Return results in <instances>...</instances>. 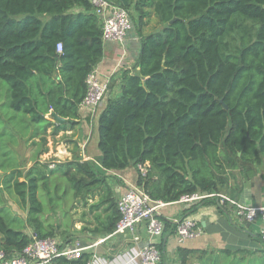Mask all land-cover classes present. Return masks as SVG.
Here are the masks:
<instances>
[{
	"label": "trees",
	"instance_id": "1",
	"mask_svg": "<svg viewBox=\"0 0 264 264\" xmlns=\"http://www.w3.org/2000/svg\"><path fill=\"white\" fill-rule=\"evenodd\" d=\"M125 7L138 14L137 72L123 70L121 95L99 115L102 155L80 161L78 142L68 139L71 159L56 162L40 158L49 152L47 133L80 122L87 78L104 56L100 20L89 0H0V117L22 114L21 138L30 131L28 147L37 145L33 165L4 176L1 191L19 199L37 238H56L76 223L112 233L120 213L111 170L148 164L146 175L138 168L137 185L165 203L211 192L238 202L264 164V0H127ZM153 17L158 27L146 32ZM51 112L67 122H54ZM7 210L0 208V250L21 252L32 235ZM161 218L163 235L175 233ZM156 244L163 257L164 240ZM178 253L186 262L193 251ZM221 254L231 264H264V249L200 251L198 259L223 264ZM92 255L52 264H87Z\"/></svg>",
	"mask_w": 264,
	"mask_h": 264
},
{
	"label": "crops",
	"instance_id": "2",
	"mask_svg": "<svg viewBox=\"0 0 264 264\" xmlns=\"http://www.w3.org/2000/svg\"><path fill=\"white\" fill-rule=\"evenodd\" d=\"M136 36V39L130 37L127 38L124 43L110 42L105 44L104 56L96 65L95 70H97L99 76L104 80H106L108 76L112 78L110 91L101 105L102 107H100L97 112H92L90 109L80 106L79 113L81 119L79 124L73 129L68 127L66 130H62L56 135H53L50 132V135L55 137L60 136L61 133L68 134V137L66 136L63 144H61L63 149L60 148L58 152L53 151L51 144L48 142L50 154L52 152L54 153V161L59 162L71 159V149L73 148V145L67 143L68 139H73L78 142L80 161L97 160L101 157L102 152L98 145V118L100 113L104 110L107 101L121 95L123 70L133 68V72H137L134 70V66L137 63L140 51V39L138 34ZM138 171L139 170L136 166L130 165L124 169L111 170L108 172L107 179L114 189L115 198L117 200H119L121 195L126 193L132 185L137 184L139 177ZM21 180H23V178ZM238 202L245 205H264V164L258 166L257 175L251 181L244 183L243 191ZM219 203L220 201L216 200V202L212 201L205 205L201 204L191 214L186 213V209H188L187 205L179 201L167 204L161 208V215L164 218L174 220L180 219L184 216H191L197 220L199 229L202 230V233L198 237L186 239L183 242H178L176 234L170 232L165 235L150 236L154 243H160L164 240L163 247L165 253L163 257L166 264H192V256L195 254L196 256L199 255L200 251L214 252L222 249H264V246L261 247V244L264 243V241H262L263 239L260 235L262 221L259 219L256 222H246L235 214V206L232 203L229 201L224 202L223 205H220ZM17 204L23 213L22 215L17 214L16 212L13 215L10 209L6 212L10 214L8 216L16 219L19 227L22 228L23 231L30 235L29 231L31 227L26 221L27 211L22 208L18 201ZM224 205L228 208V211H223L220 207ZM2 207L6 208L3 203H0V208ZM78 224L82 225V223H76L68 232L60 234L56 236V238L61 241L68 240L70 242L81 239L84 242L91 243L103 235L101 233L97 234L90 233L89 231H79L77 229L81 226ZM139 233L143 234L146 240L149 239L148 234H146L144 229H139ZM125 247L122 239L112 238L88 251L97 254L98 257H101L106 261H109L113 260L115 257H119ZM179 248H186L193 251V253H189V258L186 262H182L179 258ZM194 260L197 261L195 264H202L200 259Z\"/></svg>",
	"mask_w": 264,
	"mask_h": 264
},
{
	"label": "built area",
	"instance_id": "3",
	"mask_svg": "<svg viewBox=\"0 0 264 264\" xmlns=\"http://www.w3.org/2000/svg\"><path fill=\"white\" fill-rule=\"evenodd\" d=\"M89 1L93 6L92 12L101 23L104 46L110 42L124 43L129 38L130 32L133 29L136 30L133 15L121 0ZM62 50V44L59 43L58 51L62 52ZM111 79L110 76L106 80L102 79L94 69L87 78L88 90L81 106L95 112L103 104L110 90ZM148 166V164L138 166L143 175H146ZM214 197L219 198L220 205L226 201L232 203L235 206V214L246 222H256L260 219L262 221L260 235L264 240V205H245L216 192L186 195L179 202L189 208L203 199ZM167 204L170 203L153 199L137 184L132 185L118 200L120 219L112 233L103 234L91 243L81 240L65 242L58 238L40 239L32 234L31 242L21 252L7 253L0 250V264H52L55 258L61 256L67 260H76L85 251L112 238L123 240L126 247L121 255L106 261L97 254H93L87 264H166L161 250L150 236L163 235L165 222L161 218V208ZM171 221L176 225L175 234L178 242L196 238L202 233L197 220L191 216ZM139 229H144L148 234V240L139 233Z\"/></svg>",
	"mask_w": 264,
	"mask_h": 264
},
{
	"label": "rangeland",
	"instance_id": "4",
	"mask_svg": "<svg viewBox=\"0 0 264 264\" xmlns=\"http://www.w3.org/2000/svg\"><path fill=\"white\" fill-rule=\"evenodd\" d=\"M129 11L133 15V17H135V22L137 23L138 14L136 13V11L134 10L133 7L129 8ZM154 27H158V23H157V20L155 17H153L151 22L149 23V25L146 26L145 31L147 32ZM128 37L136 39L137 38L136 30L133 29L130 32ZM109 91H108V93H109ZM108 93H107V95H108ZM105 99H106V97H105ZM100 107H102V106H100ZM100 107L98 109H100ZM97 110L95 112H97ZM21 116H22V114H18L16 117L13 116V114H10L9 116H7V117H9V119H7L5 117H0V195L2 196V199L4 200L3 204L5 205V207L8 210L9 209L11 210V213L13 215L15 212L17 214H20V215H22L23 213L21 212V210L18 207V204H17L18 198L16 199V196L13 193H10L8 191L7 192L1 191L4 189V185H3L4 176H6L7 174H10L16 168H20L24 171L28 170L33 165V161L35 159L34 158L35 155L33 157V154H34V152L36 153V146H37V145H35V146L28 147V145L30 144V141H31V139H30L31 132L30 131L27 132V136H25L24 138H21L22 135L24 134V130L25 129L28 130V128L23 127L22 124H26V122L21 121V119H23ZM53 121L57 122L55 120H53ZM13 125H15L19 128V132L17 131V129H15L13 127ZM50 132H51V129L47 133L48 142L51 144L52 150L55 152L56 151L58 152L60 150V148L63 149V146L61 144H63V141H64V139H66V136L68 134L67 133H63V134L61 133L60 136L55 137V136H51ZM61 136H63V137H61ZM36 140H38V137H36ZM56 154H58V153H56ZM53 157H54V153L52 152L50 154V152H49L47 154L42 155L40 158L43 161H50L53 159ZM1 184L3 186H1ZM3 200H0V202H3ZM18 201H19V199H18ZM68 208H70V206ZM78 225H80L81 227L77 230L81 231L82 225L81 224H78ZM29 232H30V235H32L31 229ZM77 238H80V237H77ZM79 240H81V239H79ZM64 241L69 242L68 240H64ZM263 246H264V243L261 244V247H263ZM221 256H222L221 261L223 262V264L235 263L234 260H228L224 254L223 255L221 254ZM194 259L198 260V255L196 256V254H195L192 256V264H195V262H197ZM216 261H217V259L214 258L212 263L214 264V263H216Z\"/></svg>",
	"mask_w": 264,
	"mask_h": 264
},
{
	"label": "water",
	"instance_id": "5",
	"mask_svg": "<svg viewBox=\"0 0 264 264\" xmlns=\"http://www.w3.org/2000/svg\"><path fill=\"white\" fill-rule=\"evenodd\" d=\"M125 5H127V0H121ZM50 118L60 122V123H66L67 119L60 117L58 114H56L55 112H51L50 114Z\"/></svg>",
	"mask_w": 264,
	"mask_h": 264
}]
</instances>
